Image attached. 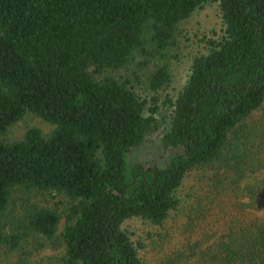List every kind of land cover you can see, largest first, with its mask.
<instances>
[{
	"label": "trees",
	"instance_id": "16d2710c",
	"mask_svg": "<svg viewBox=\"0 0 264 264\" xmlns=\"http://www.w3.org/2000/svg\"><path fill=\"white\" fill-rule=\"evenodd\" d=\"M208 1L219 27L162 96L178 27ZM263 107L264 0H0V264H39L49 246L52 264H154L149 228L180 211L192 169L209 193L180 244L160 236L157 264H264V118L246 123ZM28 115L49 131L8 138ZM159 131L180 152L128 161ZM222 213L210 243L199 231Z\"/></svg>",
	"mask_w": 264,
	"mask_h": 264
},
{
	"label": "rangeland",
	"instance_id": "374dc122",
	"mask_svg": "<svg viewBox=\"0 0 264 264\" xmlns=\"http://www.w3.org/2000/svg\"><path fill=\"white\" fill-rule=\"evenodd\" d=\"M219 24L220 19L217 4L214 1H208L204 3L202 7L198 8L190 18L179 25L178 31L175 35V45L171 48L172 52L174 51L176 53L177 57L169 60L172 69V82L170 86H168V88L161 93L162 96H164L165 93L175 94L181 87L185 80V76L188 73L191 57L195 53L203 50V39L206 36H209L212 30L217 29ZM262 118H264V107L255 112L251 119H248L246 123L250 124ZM27 125L37 126L43 132H47L50 129L49 125L33 116L28 115L8 131L7 137H20ZM177 152H180V149L164 148L162 146L161 131H159L148 136L144 143L134 148L129 155V160H127L135 163L140 162L145 165L161 166ZM201 172L202 171H198L197 169H192L184 178V181L179 188V194L183 201L180 211H178L177 214H172L164 227H157V229L153 227L149 228L151 232H155L156 230L158 231V234L154 236V241L150 242V245L145 253L151 263H159L162 259H164L165 254L170 252V249L168 248L169 241H171L169 243L170 246H172V244H180L183 241L184 237L182 236V233L186 229V227L183 226V223H185L184 221L186 219L187 212L189 213L190 209L198 206L199 202L205 197L204 194L209 193L207 186L208 179L206 176L209 172ZM29 196L31 197L30 201L32 202H43L44 199L43 196L37 193L30 194ZM24 201L25 199L18 201L17 205H15V209L19 210L20 204ZM206 213L209 215V219H214L210 215V211H207ZM221 217L219 223L215 221L207 222L206 225L204 224L202 226L203 230L199 231V233L205 232L210 235V243L215 241L218 235L226 232L225 230L227 227L225 228L224 224L227 216L222 213ZM134 224L140 223H133L131 225L132 229ZM160 236L165 239V242L168 241V243H164V248L162 247V240L160 239ZM37 242H39V239L31 237L30 235L26 242L29 246L25 243L24 246L27 249L30 248L33 250L37 246ZM53 253L54 250L49 246L43 252L41 251L39 254L32 256L31 260H35L37 257H40L39 264H52V261H50L48 257ZM0 258L9 260V255L5 251H1Z\"/></svg>",
	"mask_w": 264,
	"mask_h": 264
}]
</instances>
